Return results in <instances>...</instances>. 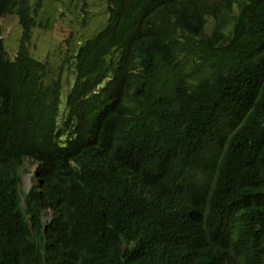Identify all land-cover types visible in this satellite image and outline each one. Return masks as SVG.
Listing matches in <instances>:
<instances>
[{"label": "trees", "instance_id": "16d2710c", "mask_svg": "<svg viewBox=\"0 0 264 264\" xmlns=\"http://www.w3.org/2000/svg\"><path fill=\"white\" fill-rule=\"evenodd\" d=\"M43 1L0 0L20 26L12 59L0 38V264H264V0H106L61 123L62 77L44 87L28 49ZM77 153L106 179L74 175Z\"/></svg>", "mask_w": 264, "mask_h": 264}, {"label": "rangeland", "instance_id": "374dc122", "mask_svg": "<svg viewBox=\"0 0 264 264\" xmlns=\"http://www.w3.org/2000/svg\"><path fill=\"white\" fill-rule=\"evenodd\" d=\"M106 0H44L35 18L28 49L31 57L45 66L43 86L62 77L63 97L73 82L75 70L70 63L77 43L95 36L107 22ZM84 4V5H83ZM3 46L9 59L15 54L20 26L15 14L0 17ZM70 59V60H69ZM22 173L28 186L34 184L35 167L24 162ZM30 175V177H28ZM23 192L25 188L21 186Z\"/></svg>", "mask_w": 264, "mask_h": 264}, {"label": "clouds", "instance_id": "9594fccd", "mask_svg": "<svg viewBox=\"0 0 264 264\" xmlns=\"http://www.w3.org/2000/svg\"><path fill=\"white\" fill-rule=\"evenodd\" d=\"M68 92L65 94L64 97H63V90L61 93L60 102H59V103H61V111H60V115L58 116L59 117L58 123L63 122L65 115H66L65 111L62 110V108H63V105H65V99H66ZM89 140H91L92 144L98 148V142H96L92 138H89ZM222 143H223V141L221 143H219L217 146H219ZM41 157L42 156H36V155H32V154L24 155L22 157L23 158V165H22V168L19 172L20 182L18 185V195H19V199H20L19 205H20V208L22 211L25 210V198H26V196L30 193V191L32 189L41 185V182L37 178V171H38V169H40V167L42 166V163H43ZM85 157L86 156L83 153H77V155L74 158H70L67 160V165H68L69 169L73 168L75 171L74 175L80 177L82 180L100 181L102 179H106V176H103L101 174L98 167L92 168L91 166H89L88 162H86L84 160ZM26 160L29 161V163L35 167V170L33 171V175H32L34 184L30 187L28 186V183H26L24 181V177L22 176V173L25 170L24 162H26ZM134 176H135L134 169L130 168V169H126V170H121L120 171V177H118V179L121 181L122 187L125 188L126 183L130 182L134 178ZM28 177H30V175ZM21 186H23L25 188V192L22 191ZM204 197L207 200H209L208 194L204 193ZM51 221H52L51 209L50 208L43 209L40 212V222L44 225L43 233L45 232L47 225H49L51 223ZM218 241L219 240L217 237H215L213 239L212 238L192 237V238H190L189 245L186 246L185 248L192 251L193 253H195L197 255H200V256H202L206 251H210L212 254L213 251H211V249H212V247H214V245H216V243ZM152 260H155V259L152 258L150 261H152Z\"/></svg>", "mask_w": 264, "mask_h": 264}]
</instances>
